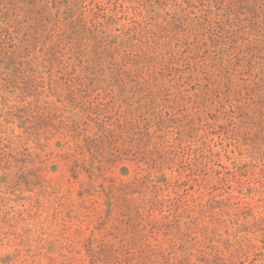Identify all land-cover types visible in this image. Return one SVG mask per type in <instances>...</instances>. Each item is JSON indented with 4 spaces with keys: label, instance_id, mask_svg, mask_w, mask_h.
Returning a JSON list of instances; mask_svg holds the SVG:
<instances>
[{
    "label": "rangeland",
    "instance_id": "rangeland-1",
    "mask_svg": "<svg viewBox=\"0 0 264 264\" xmlns=\"http://www.w3.org/2000/svg\"><path fill=\"white\" fill-rule=\"evenodd\" d=\"M0 264H264V0H0Z\"/></svg>",
    "mask_w": 264,
    "mask_h": 264
}]
</instances>
